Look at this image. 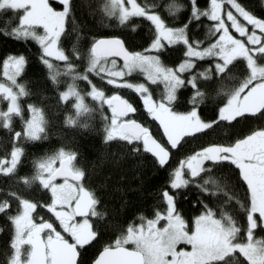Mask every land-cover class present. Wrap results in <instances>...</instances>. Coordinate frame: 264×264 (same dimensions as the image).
Here are the masks:
<instances>
[{
    "label": "snow or ice",
    "instance_id": "1",
    "mask_svg": "<svg viewBox=\"0 0 264 264\" xmlns=\"http://www.w3.org/2000/svg\"><path fill=\"white\" fill-rule=\"evenodd\" d=\"M135 5V8H134ZM161 6H154L151 10L141 6L137 0H110V4L105 5V11L109 16H118L119 22L124 25L126 35L109 36L102 35L92 37L88 42V47L81 49L79 46L73 45L71 49H66L63 46L61 39L62 35L69 38L73 35V29L76 27L74 23V5L72 0H60L58 5L50 3L49 0H0V13H8L3 17L4 25L0 27V32L6 36L13 38L22 37L26 40L31 38L38 42L41 50L39 60L42 65L43 80L49 83V86L59 85L60 71L57 64L52 58L63 63V67L69 72L73 79L81 78L90 86L88 93L100 103L94 109L99 111V119L103 122V136L105 148L111 144L120 142L125 147V151H130L135 155L144 151L151 153L157 159L161 167L166 166L170 157L169 148L161 144L154 136L146 124L138 119L129 118V113H136L137 106L120 95L118 91H113L111 95L97 86L92 79V74L101 76L107 79V82L117 88L126 87L133 89L142 97L143 107L147 114L158 122V126L162 129V135L167 138V142L171 146H178L174 142V138L168 131V127L164 120L159 116L154 115L153 108L149 106L148 101L155 103L157 107V99L150 92L148 86L143 82H133L125 77V69L131 72L134 69H142L149 81H161L163 77L164 88L168 100L175 98L176 90L180 87L187 86L188 93V111L185 113H176L177 116H193L198 117L202 111L199 104L204 99V90L200 87L198 80L206 83H215L216 86L223 90V84L227 77L232 73L233 61L237 56L231 54V49L236 46L239 41L245 47V53L239 58H243L246 69V84L255 86L264 84V13L257 15L247 9L240 0H210L209 5L202 3V0H172L170 4L163 7L170 10L174 16L183 15V21L180 26H171L160 13ZM264 8V3L261 4ZM144 17L154 25V31L150 42L147 43V48H137L135 45V37L133 33L139 27V24L132 17ZM210 18L212 23L208 27V32L213 34V39L208 43L201 39L203 34L201 28L204 23L202 18ZM72 21V23H70ZM37 26H42V32ZM239 33V36L234 35L233 31ZM231 37V40L226 42V38ZM79 38V37H77ZM182 43L181 51L185 58L177 66H167L162 62L161 54L166 51L167 46ZM155 52L156 54H153ZM111 57L112 59L108 60ZM117 57H123V68H117ZM214 57L209 60L205 58ZM206 67H197V62ZM110 63L111 67H106ZM28 60L24 54L8 55L3 60V75L11 81L13 86L0 83V93L8 101L6 109H0V118L3 119V127L12 130L13 117L19 116L23 121V133L15 131L14 136L20 138L21 135L31 140H42L47 136V122L44 112L41 108L34 104H28L32 115L31 118L25 119L23 108L19 102V97L22 95L31 94V88L23 81L17 80L22 72H25ZM11 68V73L9 69ZM108 72V77H103V73ZM187 72V77L182 74ZM25 75L27 73L25 72ZM110 77V78H109ZM214 77V80H213ZM50 78V79H49ZM57 97L60 101L67 102L69 97H75V108L77 114L83 111H93L88 108L84 102V96L80 91H77L73 83L65 91H57ZM163 99V98H161ZM119 102H123V110L119 106ZM105 105L110 109V113L105 111ZM224 105L219 109L213 110L212 116L204 119L202 123L208 127L217 124L226 118L221 115ZM260 115L264 116V109L260 110ZM256 114H252L255 118ZM135 121L136 124L143 130L146 129L151 139L156 144L160 145L167 153L165 159L160 150H153L148 147L143 133L134 135L127 131H118L117 126L123 127L127 122ZM65 123L68 125H76L77 120L69 113ZM197 131H205L204 128H199ZM264 131V129H258ZM182 135L192 136L193 133H183ZM238 138L232 143H210L198 149L195 153L184 157L179 166L175 167L172 175L168 177V183L172 189L180 190L187 186H196L199 190V196L193 201L197 206L199 214L190 218L193 223V231L188 234L194 235L195 226L198 221L204 223L207 228L221 229L225 233L235 231V228H230L224 221L231 223V216L224 214L217 218L212 207L207 203L208 198L213 193V188L210 187L205 177L212 179V174L219 167L231 168L235 173L238 183L243 186L248 193V207L246 209L247 226L246 235H250L251 239L244 243H235L231 240L227 245L218 250V264H231V261L237 259L238 254L244 255L248 264H264V238H254V230L259 226L264 230V210L254 207L253 205V188L245 173L243 165L239 162L233 151L235 145L239 143ZM14 150H19L20 155L24 149L22 147H13ZM123 154V153H122ZM78 153L72 148L59 147L51 154H46L38 157L36 160V168L45 169L49 174L56 172L61 176H65L64 183H70L77 192H83L85 199L89 202L88 212L79 213L81 216L97 215L94 206L100 201L95 195L94 189L88 187L86 181L92 179V175L87 173L83 167H78L74 164ZM8 156L0 157V173H8L12 171L19 163V158H16L14 151ZM189 176L191 179L186 178ZM22 180H27L26 176L19 177ZM215 184V192L223 193L228 201L232 200L233 192L231 187L221 186L216 180H212ZM161 199L165 202L163 210H157L153 218L141 217V222H146L149 225L157 223L160 219L169 217V212L172 216L184 220L180 207L178 205L176 192L169 191L168 187L161 186ZM203 197V199L201 198ZM36 203V202H33ZM43 207V203L38 205ZM202 209V211H201ZM10 210V203L5 198L0 200V212ZM24 212L22 206H18L17 212L10 215L12 222ZM107 215L105 212L100 219H104ZM34 220L37 222L39 218L43 223V217L34 215ZM187 223V221H185ZM60 225H53V228H58ZM142 223L136 225L141 227ZM96 232L95 238L86 245H76L74 237H69L68 243L74 246L76 259L75 264H96L97 257L103 249H97L93 252V247L99 242L103 236V231L92 229ZM128 230H134L133 222H128L124 239L127 240ZM47 231H51L48 229ZM173 237L170 235L169 239ZM119 238L116 243H119ZM10 245L15 248V244L10 242ZM144 242H138L137 248L143 247ZM197 245L193 243V249ZM235 249V250H233ZM6 264H17L14 255L6 256ZM33 264H39V261H34Z\"/></svg>",
    "mask_w": 264,
    "mask_h": 264
},
{
    "label": "trees",
    "instance_id": "2",
    "mask_svg": "<svg viewBox=\"0 0 264 264\" xmlns=\"http://www.w3.org/2000/svg\"><path fill=\"white\" fill-rule=\"evenodd\" d=\"M72 2L76 27L73 29L71 37L65 38L63 35L61 37L63 46L66 49H71L73 45L79 46L81 49L87 48L92 37L127 34L119 19L116 16H109L105 11L107 0H72ZM171 2L172 0H142L143 6L148 10L157 5L161 6L160 13L169 25L178 27L183 21V15L174 16L170 13V10L163 7ZM184 2H187V0H184ZM240 2L257 15L264 13V8L261 7L264 0H240ZM51 3L54 5L59 4L55 1H51ZM202 3L209 5V0H202ZM5 15H8V13H0V27L4 25L3 17ZM132 19L139 24V27L133 33L135 45L137 48L143 47L146 49L154 27L150 21L143 17H133ZM202 19L204 23L197 31L202 30L201 39L208 43L213 39V34L208 32V27L212 21L207 17ZM181 48L182 43L167 46L166 51L161 54L162 62L170 67L177 66L185 58ZM10 54H24L26 56L28 64L25 72L27 75L23 72L21 78L31 88L28 101L36 103L44 113L47 112L50 115L53 135L68 145L67 148L77 151L76 162L85 166L87 173L92 175V179L86 182L88 187L94 189L95 195L100 201L96 209L95 229L104 233L96 246L114 242L118 238L120 240L125 236L128 222L137 225L141 222V217L153 218L157 210H163L165 202L161 199V186L168 187L169 191L176 192L178 205L184 215V220L188 224H193L190 218L199 214L197 206L193 203L199 196V190L196 186H187L180 190L172 189L167 182L168 177L173 173L171 168L175 163L195 153L206 144L232 143L238 138H244L258 132V129H264V116L260 115V111L257 113L250 112L255 106L245 100L246 103L238 114L213 124L211 127L206 126L205 131H199L192 136L184 137L178 147L172 151L170 163L161 167L146 151L133 155L130 151H125V147L120 142L113 143L105 148L101 139L103 136V122L99 117L93 121L85 120L83 121L84 124L77 122L76 125H69V129L64 128L60 115L61 102L58 100L57 91H64L74 83L80 91L87 92L90 88L89 84L81 78L74 80L63 67L62 62L54 61L60 71V82L59 85L49 86V83L43 80L42 65L39 60L42 53L38 42L31 38L27 40L22 37L13 38L10 35H4L2 32H0V79L3 78V60ZM237 74L232 67V73L225 79L221 91L214 82H202L201 88L204 90V99L199 104V108L202 110L199 116L202 120L208 119L212 116L213 110L226 104L231 92L233 93L234 88L237 86ZM105 76L108 77V75ZM92 79L102 89L111 92L107 79H101L100 76L94 73ZM131 95L139 113L144 115L141 112L142 102L139 94L134 93ZM188 95L190 94L187 86L180 87L172 104L174 110L178 112L188 111L191 107L188 104ZM262 109H264V105ZM105 111H107L106 107ZM253 113L256 114L255 118H252ZM139 119H141L140 115ZM16 125L12 130H9L0 124V157H4L10 152L13 149V144L15 146L14 132L21 130L19 125ZM54 149L52 148V150ZM48 151H51V148L40 146L35 147L33 150L29 149L24 159V167L36 168L37 158L48 154ZM25 172H29V170L13 169L10 175L0 179V190H2L0 200L6 198L13 201L14 196H16L22 199H33L38 204H44L48 201V197L42 194V187H39L38 181L34 180L37 176L33 173L25 174ZM21 176H26L27 180L20 179ZM205 180L213 188V193L208 198L207 203L212 207L217 218L224 214L230 215V226L234 227L236 232H239L237 235L239 236L238 239L241 240L240 242L248 240L249 235H246V209L249 196L245 188L238 183L235 173L231 168L219 167L214 170L212 179L205 177ZM212 180H216L221 186L231 187L233 192L231 201H228L223 193L217 194L215 192L216 186L212 183ZM201 198L203 199V197ZM11 204L12 208L10 210L0 212V264H6V256L11 253L10 242H12L15 235V226L10 219V215L17 212L20 203L14 201ZM105 212L107 215L104 219H100ZM260 238H264V234ZM213 264H218V261ZM231 264H248V261L241 254H238L237 259L231 261Z\"/></svg>",
    "mask_w": 264,
    "mask_h": 264
},
{
    "label": "rangeland",
    "instance_id": "3",
    "mask_svg": "<svg viewBox=\"0 0 264 264\" xmlns=\"http://www.w3.org/2000/svg\"><path fill=\"white\" fill-rule=\"evenodd\" d=\"M51 1L60 3V0H49L50 3ZM137 2L140 3L141 6H143L142 0H137ZM108 4H110V0H107L106 5ZM209 4H210V0H209ZM134 8H135V5H134ZM116 17L118 18V16ZM136 17H139V16H136ZM37 27H38V30L42 32V26H37ZM232 31L234 35L239 36V33H236L234 30ZM230 40H231V37L226 38V42ZM179 43L180 42H178L177 44ZM244 53H245L244 45H242L239 41H237L236 46L231 49V54H234L237 56V59L233 61L232 67L238 73L237 74L238 80H237V86L234 88L233 93L231 92L228 100L226 101V104H224L225 107L222 109L221 115H223L225 118H229V117H232L238 114V112H240V110L242 109L243 105H245L246 103L245 100H247V102L251 100L252 105L255 106L252 110H250V112H256V113L259 112L262 109L261 107L264 104V84H257L255 86H252L251 84H246L245 82V78H246L245 64L243 62V58H239ZM153 54H156V53L153 52ZM52 59H53V62L57 61L56 58H52ZM205 59L213 60L215 58L209 57ZM108 60L110 62L111 59L108 58ZM198 66L206 67L205 65L200 64L199 61L197 62V67ZM106 67H111L110 63ZM116 67L123 68V63L118 61V64ZM11 71L12 70L10 68L9 72L11 73ZM22 73L20 74V76L17 77L18 81L21 80ZM125 73H126L125 77H123L124 79H128L133 82H143L148 86L152 94L155 93L157 94L156 96H159L158 98L156 97L159 107H157L156 104L152 103L151 101H148L149 106L153 108L154 115L159 116L162 120L165 121V123L174 121L175 127L179 129L178 131L175 130V131H172V133H170L172 137L174 138L175 143L181 139L179 135L183 133H188V132L196 133V132H199L197 131V129L199 128L205 129L206 125L202 123L203 120L200 118V116L194 118L193 116L173 115V111L176 113H185V112H178L174 110V108L172 107L174 99L168 100L167 96L165 95L166 89L164 88V82L162 81L163 80L162 76H161V81L154 82V81H149L147 79V76L144 74L143 70L139 68L134 69L131 72H128L125 69ZM102 75L103 77H107L105 75L109 76L107 71H105V73H103ZM182 75L185 77L188 75V73L184 72ZM101 79H104V78L101 77ZM202 82L204 81L198 80L200 87H202L201 86ZM0 83L13 86L11 81H9L7 77H5L4 75H3V78L0 79ZM108 85L110 86L111 92L107 91L106 89H103V90L105 91L106 94L110 93L109 95H111L113 91L121 92L122 94L126 96L129 93L136 94V92L133 89H128L126 87L117 88L116 86H113L109 83ZM179 89L180 88L176 90L175 98L177 96ZM80 92L84 96L85 105L88 108L93 109V111H83L82 110L81 112H79V114H77L75 108L73 107V105L75 104V97H69V100L67 102L60 101V100L59 101L61 102L60 108L68 109L69 110L68 113H71L75 117L77 122H79L80 124H84L83 121L85 120L93 121L94 119H97L99 117V111L94 110V109L99 105L100 102L98 100H95L93 97H91L88 94L90 92V88H89V91L87 92H82V91ZM256 96L261 98L260 102L252 101L253 99H256ZM28 100H29L28 95H22L19 97V102L23 108V115L25 119L31 118L30 116L31 114H29L31 111L28 108V104L31 103V104H34L35 106H38L36 103L30 102ZM7 104H8V101L6 100V98L3 97V94L0 93V109H6ZM107 112H110V111L107 109ZM0 124L3 125L2 118H0ZM16 124L21 126L22 128L21 132L23 133L24 124L19 116L13 117L12 128L16 127L17 126ZM13 137L15 136L13 135ZM263 138H264V131H258V132L252 133L250 135H247L243 139L239 140V143H237L233 149L235 156L237 157L239 162L243 165L245 173L247 174V177L252 185L253 205L254 207L259 208L261 210H264V193L260 192L261 190L260 191L255 190V187H256V183L260 181V177L262 176V174H264V171H263L264 161L262 160L261 163L258 164L257 162H250L247 160L251 157L250 154H251L252 147L256 146V144L261 142ZM17 139L26 140L23 134L21 135L20 138H17ZM167 145L171 146L170 143ZM13 147H15L14 144H13ZM57 149L58 148H56L55 150ZM11 151H14V155L17 158L18 156L17 150L12 149ZM11 151L6 154L9 159L11 158L10 157ZM53 151L54 150L48 151L49 152L48 154H51ZM179 163L180 161L174 164V166L171 168L172 172L175 167L179 166ZM75 165L78 166L77 163H75ZM12 172L13 170L9 171L7 174L10 175V173ZM38 172H40V174H43L44 173L43 168H40ZM40 178L37 176V178L34 179L38 181L37 182L38 186L40 187L43 184L46 185L45 181L48 180V178L47 177L46 178L43 177L44 179L42 177ZM186 178L191 179L189 176H187V174H186ZM70 187L73 188V185ZM53 188L58 190L61 187H59V184H58V185H53ZM261 189H264V188H261ZM59 191L62 192L61 190ZM57 195L60 198L61 194L60 196L59 194ZM31 200L34 201L33 199ZM57 201L58 200L56 199L54 200V203L49 201L50 203L48 205V208L53 215L50 212H45V214L47 213L50 214L49 215L50 220H53L52 216H55L57 219L59 218V216H63L64 219L69 217L67 212L56 211L54 205L55 203H57ZM21 203H22L24 212L16 219L15 221L16 223L14 222L15 224L14 244L16 248L18 247L19 241H21L22 232L20 231L19 227L23 226V224L26 223V221H30V214L28 213V211L29 209L33 210L32 205L29 202L22 201ZM94 217L96 218L97 215H95ZM169 217L170 219L168 218L160 219L157 223H154L152 225H149L145 221L143 223V227L142 226L136 227V225H134V230H132L133 232L130 231V234H129L130 240L135 241V242L137 241L144 242L143 249L147 255V264H208L210 262H215L218 260V250L224 247L225 245H227L230 240L235 243L245 242V241L240 242L241 240L238 239L239 238V236L237 235L239 233L238 231L237 232L233 231L231 233H225L221 229L207 228L204 226V223L201 221H198L196 223L195 233L194 235L190 236L188 233L193 231V224L185 223V220H180L179 218L172 216L171 212H169ZM44 220H43V223H44ZM46 224L48 223L45 222V225ZM225 224H227L230 228H234L230 226L231 223H229L228 221L225 222ZM263 234H264V230L259 229L257 231H254V238H260V236ZM170 235L173 237L171 240L169 239ZM249 239H251L250 235H249ZM207 241L211 244H215V245L219 244V245L212 246V247H206L204 245V242H207ZM193 243L197 245L195 249H193ZM13 255H14V258L17 264H20V258L17 252L16 253L14 252ZM242 256L246 259L244 255Z\"/></svg>",
    "mask_w": 264,
    "mask_h": 264
},
{
    "label": "flooded vegetation",
    "instance_id": "4",
    "mask_svg": "<svg viewBox=\"0 0 264 264\" xmlns=\"http://www.w3.org/2000/svg\"><path fill=\"white\" fill-rule=\"evenodd\" d=\"M76 89H77V91L80 90V89H78V87H76ZM120 95L124 96L125 98H127L133 102V99H132L133 96L130 93L127 96L124 94H121V93H120ZM152 95L155 99H156V97L157 98L159 97V96H156L157 94H155V93ZM140 98H141V102H142V97L140 96ZM252 101H256V102L259 101L260 102L261 98L256 96V99H253ZM249 103H252L251 100L249 101ZM37 107H39V106H37ZM106 108H107V105H106ZM108 110L110 111V109H108ZM60 111H61L60 115H61L62 125L64 128L69 129L70 126L67 125V123H65L66 117L69 114L68 113L69 110L66 108H61ZM141 112H143L144 115L139 113V110H138L136 113H129L128 117L138 119L140 122L146 124V126H148L150 128L152 134L154 136H156V138L162 144H164L165 147H168L171 151L175 150V148H177L178 146H175L173 148V146L167 145V144H169V142H167V138L162 135V129L158 126V122L155 121L154 118H152L150 115L147 114L146 110L143 107V103H142ZM29 114L32 115L31 112ZM139 115L141 116V119H139ZM26 116H27V114H26ZM44 116H45V120L47 122V129H46L47 130V136L45 139L31 140V139L26 138V140H23V139H16L15 140V144H16L15 147L16 146L22 147L24 149V151L20 155V152L17 149V154H18L17 158H19V163H18V165H16V167L14 169L21 170V171H23L25 169L29 170V172H25V174L33 173L36 176H38L39 178L40 177L49 178L55 172H52L51 174H49L45 169H43L44 173L40 174V172H38L39 170L37 168L33 169V168H30L27 166L24 167V165H25L24 159L28 154V150L29 149L33 150L35 147L41 146L44 148H51V151H52V148L53 149L59 148V147H66L67 148V146H68L65 143H63L62 140L57 139L56 136L53 135V130L51 127L52 126V119H51L50 115H48V113L45 112ZM128 122H133V121L129 120ZM174 124H175L174 121L166 122L169 133H172V131H175V130H177V131L179 130L177 127H175ZM19 129H22L21 126H19ZM117 130L123 131V130H121V126H117ZM18 131H21V130H18ZM143 135H144V138L146 137V135H148L146 129H144ZM179 137L181 139L178 142H176L178 144L181 143V141L183 140L184 137H186V135L181 134V135H179ZM54 151H55V149H54ZM250 156L251 157L247 161L257 162L258 164L261 163L262 160L264 161V138L261 142L256 144V146L252 147ZM75 163H77L76 159L74 160V164ZM77 164L79 167H83L85 169V166H83L82 164H79V163H77ZM263 171H264V168H263ZM6 175H8V174L7 173H0V179L5 177ZM64 180H65V178H57L52 183H47V180H46L45 181L46 185L43 184L41 186L42 191H43L42 194L48 197V201L43 204L44 205L43 207H39L38 203L34 204L33 202H35V201L29 200L26 198L22 199L21 197L17 198L16 196H14L13 201L11 199L10 200L7 199L10 203V209L12 208L11 203L14 201H17L18 203H20L19 206H22V203H21L22 201L23 202L27 201L32 205V209H33V210L29 209V211H28V213L30 214V221H26V223H24L23 226L19 227L22 234H21V241H19V243H18V247L16 248V246H15V248H13L11 246V254H14V252L15 253L17 252V254L19 255V258H20V264H27L28 263V261L31 257V254H32L33 246L35 245L37 240H39L40 238L43 239V241L46 244L47 264H53V252L50 250L52 242H54L56 240L68 241L69 237H74L76 245H86L95 238L96 232H94L92 230L93 228H95V223H96L95 217L90 216V215H88L87 217H84V218H77L76 217L75 212H74V205H75V202L77 201V198H78L80 192H77L74 188H71L70 186H72V184L64 183ZM58 184H59V187H61V188H59L58 190L54 189L53 185H58ZM86 184L88 185L87 182H86ZM261 188H264V174H262V176L260 177V181L256 183L255 190H257V191L261 190L260 192L264 193V189H261ZM59 190H61L62 192H60ZM1 191L2 190H0V193H1ZM57 194H59V196L61 194L60 198L58 197ZM53 198H54V200L55 199L58 200L57 203H55V205H54L56 211L67 212L69 217L64 219L63 216H59V218L57 219L55 216H52L53 220H50V216H49L50 214H48V213L45 214V212H50L48 205L50 202L54 203ZM3 199H5V198H3ZM94 208L96 211L97 205H95ZM34 215L42 216L45 219V220L43 219L44 223H37V222H40V220H39V218H37V222H36L33 218ZM59 219H61V220H59ZM45 222L48 224L45 225ZM144 222H140L137 225L142 223V227H143ZM56 224H59L60 226L58 228H53V225H56ZM14 226H15V224H14ZM48 229H51V231H47ZM259 229H261V228L258 226L257 229H255L254 231H257ZM130 231L133 232L132 230H128V237H129ZM116 241L117 240H115L114 242H111V243L100 244V246H96V244H95L93 247V252H95L97 249H103V251H104L105 249H108V248L125 247V248H128L130 250H135V251L141 252L145 258V264H147V255H146V252L144 251L143 247L137 248V243L141 242V241H137V242L132 241V240H130V237L127 240H125L124 236L120 239L119 243H116ZM12 242L14 243V238L12 239ZM204 245L206 247H212V246H217L219 244L215 245V244H211L207 241V242H204ZM213 263L214 262H210L208 264H213Z\"/></svg>",
    "mask_w": 264,
    "mask_h": 264
},
{
    "label": "water",
    "instance_id": "5",
    "mask_svg": "<svg viewBox=\"0 0 264 264\" xmlns=\"http://www.w3.org/2000/svg\"><path fill=\"white\" fill-rule=\"evenodd\" d=\"M111 58V57H109ZM112 59V58H111ZM117 60L123 63V57H117ZM119 106L121 109L127 111L128 109L124 108L123 102H119ZM121 130L130 132L134 135H141L144 133V129L142 130L135 121L127 122ZM145 141L148 147L153 150H160L164 156L167 158V153L160 149V145L156 144L155 141L151 139L150 135H146ZM161 143V142H160ZM162 144V143H161ZM170 157L167 161L166 166L170 163L172 153L169 149ZM148 153V152H147ZM151 157H153L156 161L157 159L153 154L148 153ZM158 162V161H157ZM57 178H66L65 176H61L56 172L51 175L48 179V183L54 182ZM88 204L89 202L85 199L83 192H80L77 201L74 205V212L77 218H84L87 216H81L79 213L88 212ZM50 250L53 252V264H75L76 254L74 246L69 244L65 240H56L52 242ZM47 248L43 239L37 240L32 249L31 257L27 264H33L34 261H39V264H47ZM96 264H145L144 255L141 252L130 250L125 247H117V248H108L102 251L96 260Z\"/></svg>",
    "mask_w": 264,
    "mask_h": 264
}]
</instances>
